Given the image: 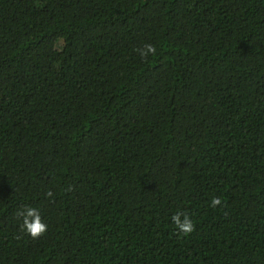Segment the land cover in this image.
Instances as JSON below:
<instances>
[{"label": "trees", "instance_id": "trees-1", "mask_svg": "<svg viewBox=\"0 0 264 264\" xmlns=\"http://www.w3.org/2000/svg\"><path fill=\"white\" fill-rule=\"evenodd\" d=\"M0 264H264V0H0Z\"/></svg>", "mask_w": 264, "mask_h": 264}, {"label": "clouds", "instance_id": "clouds-1", "mask_svg": "<svg viewBox=\"0 0 264 264\" xmlns=\"http://www.w3.org/2000/svg\"><path fill=\"white\" fill-rule=\"evenodd\" d=\"M137 52L147 58L149 55L155 56L157 49L152 44H146L143 48L137 49ZM47 197H53L54 193L49 190L46 193ZM221 197H213L211 200V206L216 208L222 205ZM18 217H22V223L20 225L21 231L30 235L33 239H39L48 231V225L44 222L40 210L35 207H26L22 211L17 212ZM172 222L176 226L179 232L184 235H189L195 231V224L187 213L177 212L172 216Z\"/></svg>", "mask_w": 264, "mask_h": 264}]
</instances>
